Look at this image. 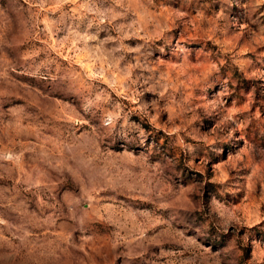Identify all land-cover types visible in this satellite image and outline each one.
<instances>
[{"label":"clouds","instance_id":"clouds-1","mask_svg":"<svg viewBox=\"0 0 264 264\" xmlns=\"http://www.w3.org/2000/svg\"><path fill=\"white\" fill-rule=\"evenodd\" d=\"M0 264H264V0H0Z\"/></svg>","mask_w":264,"mask_h":264},{"label":"rangeland","instance_id":"rangeland-1","mask_svg":"<svg viewBox=\"0 0 264 264\" xmlns=\"http://www.w3.org/2000/svg\"><path fill=\"white\" fill-rule=\"evenodd\" d=\"M211 47V45H209Z\"/></svg>","mask_w":264,"mask_h":264}]
</instances>
